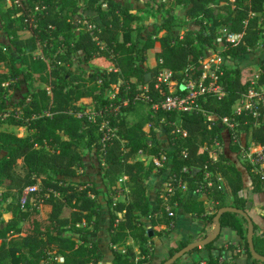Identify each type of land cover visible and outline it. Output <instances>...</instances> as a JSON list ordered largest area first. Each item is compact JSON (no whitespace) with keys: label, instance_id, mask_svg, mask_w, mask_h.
Segmentation results:
<instances>
[{"label":"trees","instance_id":"trees-1","mask_svg":"<svg viewBox=\"0 0 264 264\" xmlns=\"http://www.w3.org/2000/svg\"><path fill=\"white\" fill-rule=\"evenodd\" d=\"M4 1L0 0V33L8 42L6 46L0 43V66L7 64L5 71L0 69V113L11 105L12 111L18 108L19 114H0V124L24 126L30 133L18 136L0 131V198L9 213L0 220V264H98L102 253L94 234L101 226L102 206L97 200L100 195L106 198L109 210L106 229L112 253L110 264H152V238L168 234L175 217L165 213L158 190L157 200L150 201L145 182L151 175L165 176V180L181 176L186 190H178L168 197V202L175 204L174 211L179 208L206 225L214 223L223 206L248 214L251 195L263 191L264 186L260 177L250 172V164L246 163L242 171L230 162L227 154L238 153L240 147L232 144L230 134L228 145L215 159L201 147L211 145L215 137L221 139L225 127L219 125L220 119L231 116L233 103L253 83L264 86V62L257 69L251 65L220 67L214 85L223 94L218 97L209 93L196 100L201 110L213 116V123L200 110L176 113L150 108L144 118L132 123H127L124 113L142 102L133 100L136 96L147 95L149 103L165 98L167 88L155 87L160 67L171 71L177 92L182 93L186 73L198 75L199 60L208 49L215 48L218 26L240 34L238 41L225 45L222 54L226 59L255 48L264 33V0H166L168 13L144 35L138 24L141 16L133 7L135 2L146 0L21 1L28 6L34 2L43 6L32 21L25 20L20 8H3ZM176 6L183 7L185 17L193 21L194 28L187 27L183 34L174 29L175 17L170 11ZM86 11L93 12L96 18L84 17ZM83 19L94 28L82 26L79 21ZM23 30H29L30 36L20 37ZM38 48L41 55L35 53ZM12 49L17 59L10 57ZM151 49H156V64L148 67L144 64ZM74 59L81 68L83 64L89 66V70L74 71ZM36 82L44 87L31 90ZM113 84H117L118 91L110 99L108 92ZM144 86L147 91L140 88ZM8 91H18L20 98H8ZM83 98L91 99L95 115H78L83 111L78 104ZM125 99L126 105L122 104ZM111 104H118V110H110ZM255 108L259 116L242 112L237 129L264 151V103L258 102ZM99 111L101 114H97ZM103 119L109 120L114 135L103 138L99 126ZM173 122L185 130L184 136L172 132ZM82 149L92 151V169L98 178L91 177L92 169H87ZM139 151L149 157L164 154V165L156 168L151 160L147 165L135 160ZM185 167L199 170L190 175L182 172ZM205 172L210 174L209 187ZM119 176L127 178L123 182L127 191L125 199L113 202L108 184L114 185ZM218 177L232 196L231 205L225 203ZM248 180L250 186L246 187ZM35 184L41 189V203L50 209L45 219L31 202L37 192L20 204L24 188ZM65 208L70 210L68 215H63ZM144 219H148L149 227ZM218 221L221 229L228 228L240 237L248 258L264 264L249 252L247 221L241 214L224 212ZM252 224L254 251L264 256V230L259 231L254 221ZM155 227L162 228L156 232ZM206 236L207 233L199 240ZM218 238L219 235L202 246L208 252L206 260L192 263L224 264L219 255L211 253L219 249L215 244ZM189 243L182 240L170 246L168 257ZM200 249L195 247L186 254Z\"/></svg>","mask_w":264,"mask_h":264},{"label":"built area","instance_id":"built-area-1","mask_svg":"<svg viewBox=\"0 0 264 264\" xmlns=\"http://www.w3.org/2000/svg\"><path fill=\"white\" fill-rule=\"evenodd\" d=\"M14 5L21 8L22 12H25V20H34L35 16L40 13L43 9V6L39 2H34L33 5H26L21 1L25 0H12ZM82 26H85L87 30H92L94 25L88 22V20L83 19L79 21ZM240 38L239 33L231 32L227 26L221 25L218 26L215 33L214 43L216 46L214 49H208L209 53L199 60V66L197 70H200L198 75L193 76L191 73H186L184 84L182 86V93L177 92V82L172 79L171 71L160 67L156 73V84L155 87L165 86L167 88L168 94L164 99L155 101L153 103H149V97L146 96H136L133 100H140L145 102L150 106V108L154 111L162 110L164 112H190L192 110H200L203 112L207 121L213 123V116L210 113H206L200 109L196 100L199 96L205 94H214L220 97L223 92L218 85H214V79L216 78V73L220 70V67L225 64L227 60L222 54L224 47L226 44L235 43ZM156 64V62H155ZM150 75L149 73L147 74ZM208 82L206 83V80ZM111 90L108 92V97L110 99L115 98V95L118 91L117 84L111 85ZM143 91H147V86L140 87ZM261 86L253 83L247 90V92L242 95L235 102L237 103V107L240 104V108L238 110H233L230 117H223L220 119L219 125L224 126L227 133L230 134V139L233 144H237L240 147L239 152L242 153L243 156H246L247 163L250 164V172L256 174L260 177L262 181V185L264 186V151L263 148L254 142H252L249 138L247 139V143L242 145V136L240 135V130L237 129L238 126V117L244 112L245 114H251L253 117H258L259 113L256 110L255 106L258 102L264 103V93L260 91ZM128 102V99L122 100V104ZM241 103L244 106H241ZM110 110L115 111L118 108V104L109 105ZM243 107V108H242ZM242 108V109H241ZM82 114V113H81ZM78 113V115H81ZM87 114V113H86ZM101 114V111H99ZM163 121V120H162ZM256 123V122H255ZM175 126L173 129V133L178 136H184L186 134L185 130L181 129L179 125H175V123H170ZM257 124V123H256ZM100 130L103 133V138H107L109 135H114L115 129L110 127L109 120L103 119L100 122ZM222 137V135H221ZM222 143V138L219 139L215 137L213 139V143L211 145L204 144L201 147V150H204L208 153L210 158L215 159L216 156L213 155L212 147L220 146ZM136 155H144L142 152H138ZM149 158V156H148ZM150 160L153 162L156 168H161L166 160V156L162 154L160 157H150ZM198 168L195 167H185L183 168V173H189L190 175H195L198 171ZM207 186H211L212 182L210 180V174L205 172L204 174ZM219 182L223 180L222 178H217ZM164 191L163 195H161L162 204L165 213L168 216L175 217L176 211L173 210L175 204H170L168 202V197L174 195L178 190H186V185L182 180L181 176H171L164 182ZM38 184L28 186L24 188L20 196V204H25L27 198L37 192ZM61 259V257H60ZM62 260V259H61Z\"/></svg>","mask_w":264,"mask_h":264},{"label":"rangeland","instance_id":"rangeland-1","mask_svg":"<svg viewBox=\"0 0 264 264\" xmlns=\"http://www.w3.org/2000/svg\"><path fill=\"white\" fill-rule=\"evenodd\" d=\"M161 4V5H160ZM163 4V5H162ZM20 5V4H19ZM17 4L14 5L12 0H5L2 3V7L3 8H20ZM134 11L139 14L141 16V21L138 23L141 30H142V35H144L147 31H149L153 26L158 25L159 23L162 22V18L168 13V6L166 4V0H146L145 2H141V1H137L134 3ZM21 9V8H20ZM22 12V10H21ZM185 9L181 6H176L173 10L170 11V13L173 14V16L175 17V25H174V29L178 30L180 34H183V32L188 28H194L193 25V21L187 17H185L184 15ZM25 14V12H22ZM222 16L224 15V13H221ZM84 17H88V18H96V15L91 12V11H86L83 13ZM87 20V19H86ZM184 24H186L187 26L185 27ZM164 31H161L160 34H163ZM20 37L25 38L30 36V31L29 30H23L19 32ZM132 36H135V32L132 33ZM7 38L0 33V43L3 46H6L7 44ZM37 55H41V49L38 48L35 52ZM207 53H209V51H207ZM10 57L17 59L18 58V54L12 49L10 52ZM240 57V56H239ZM154 60V54L149 50L146 54V62H145V66H154L155 62ZM154 62V63H153ZM264 62V33L261 35L258 44L256 45L255 48L251 49L250 51H248L247 53L243 54L242 57L240 59H236V58H228L225 61V64L227 66H233V65H240V66H246V65H251L253 68H258L259 65L261 63ZM81 63L77 61V59L73 60V65H72V69L76 72L81 71V69H83L84 71L89 70V66L83 64V68L80 67ZM6 66L7 64H2L0 66V69L2 71L6 70ZM36 87H44V85L42 83L36 82L33 83L30 88L31 90H34ZM260 91L262 93H264V86H261ZM12 93V91H8V98H12V99H19L20 98V93L18 91H14L12 93V95H10ZM80 109L83 111H80L79 114H81L82 112L87 113V114H91V115H95L96 113H94L93 111V104L92 101L89 98H85V99H81L78 102ZM127 102L124 103V105H126ZM241 106H244L243 103H241ZM237 108H240V104L237 107V103L234 102L232 105V111L233 110H238ZM243 108V107H242ZM241 108V109H242ZM13 110V106L9 105L8 107H6L4 113H0L2 117L9 115ZM118 110V108L116 109ZM150 110V106L148 104H146L145 102H138L133 104V107L130 108L129 110H127L124 113V117L125 120L127 121V123H132L140 118H144V116L149 112ZM14 115L19 114L18 112V108L15 112H13ZM99 114V113H97ZM263 121H264V117H263ZM144 131L147 132L148 131V126L145 125L144 126ZM0 131H7V132H12L18 136H25L27 134L30 133V130L24 126H15V125H9L6 123H1L0 124ZM222 140L223 143L220 144V146H214L212 147V152L214 153L213 155H217V153L222 152L223 150H225L226 146L228 145L227 139H228V133L227 130L223 129L222 133ZM240 135L242 136V145L247 143V139L244 138L243 133L240 132ZM233 144V142H232ZM82 154L84 155L85 159H86V164H87V169H92V164L95 162V157L91 152H87L86 149H82L81 150ZM242 152V151H241ZM241 152L238 153H229L227 154L229 160L231 163L235 164L237 167H240L241 169H243L242 171H244V166L247 163V158L246 156H243ZM135 160H140L141 159H136ZM144 164L147 165L150 162V157L149 159H145L143 160ZM97 170V169H96ZM154 175H151L150 177H152ZM91 177L92 178H98V174L97 172H95V169H92L91 172ZM153 178V177H152ZM163 181L165 180V176H162ZM123 176H119V178L117 179L116 183L114 185H111L110 183L108 184V194L109 196H111V201L115 202V201H119V200H123L125 199V193L127 191L126 187L123 185ZM150 179L146 180V185L148 188V196H152L151 193L153 191V187H152V183L150 186ZM164 183L162 182L161 185L158 187V192L160 193L159 198H161V195H163V191H164ZM222 184V189L224 191V189L227 187H224L226 184L225 182L221 183ZM39 187V185H38ZM39 190L37 191V193L35 195H33L31 197V202L37 205V208L39 209V215L41 218L45 219L48 217L49 215V207L44 205L43 203H41V192H40V187L38 188ZM0 189V193H1ZM98 202L101 204L102 206V210L104 211L103 214V222H102V229H105V227L108 225L109 223V210L107 207V203H106V198L102 195H100L98 197ZM225 203L226 205H228V203L226 202L225 199ZM210 205V204H209ZM5 206H6V202L3 201L0 198V220L1 218H7L9 213H7V211L5 210ZM212 206V205H210ZM69 208H65L63 211V215H68L69 213ZM146 222V221H145ZM146 226L149 227V223H146ZM107 228V227H106ZM160 227H155L154 230L157 232ZM213 231V229H212ZM66 235H69L70 232H66ZM105 234V233H103ZM96 240V238H94ZM102 258H103V254H102ZM59 260L60 257H58Z\"/></svg>","mask_w":264,"mask_h":264},{"label":"crops","instance_id":"crops-1","mask_svg":"<svg viewBox=\"0 0 264 264\" xmlns=\"http://www.w3.org/2000/svg\"><path fill=\"white\" fill-rule=\"evenodd\" d=\"M150 51L154 54L156 49H151ZM241 57L242 56L237 57L236 59H240ZM153 61L155 62V58ZM135 157L136 159H141V161L145 159H149L148 156L146 155H136ZM238 168L241 169L240 167ZM152 177L149 178L150 179L149 182H150V186L152 183L153 191L151 193L152 196L151 197L149 196V199L153 203L157 200L158 187L162 182L164 183L165 181H163L162 177L157 178L155 175ZM126 179L127 178L124 177L123 181H125ZM222 182L224 183V180L220 181L221 188H222V184H221ZM245 186L246 187L250 186L249 180L246 181ZM224 187H226V185ZM224 194H225L226 202L228 203V205H231L233 200L227 187L224 189ZM210 205H212L213 207V204ZM102 213H104L103 210ZM248 214L250 215L252 221H254L257 224L259 231H263L264 230V190L259 193H255L251 195L250 209L248 211ZM102 218H103V214H102ZM144 221H146V223L148 224V219H144ZM102 222L103 219H101V226L99 230L97 231V233L94 234L99 249L103 254V258L98 262V264H110L112 260V253L108 247V234L106 229L107 226L105 227V229H102L103 228ZM161 228L162 227H160L159 229ZM212 229H214V223L212 225H206L202 220L193 219L191 216L185 214L181 209L178 208L176 210L175 222L172 224L169 233L164 234L162 236L161 235L154 236L152 238V245H153L152 264H161L163 259L168 258L169 256L168 248L170 246H175L178 241L190 240L192 242L195 240H199L201 238L200 236H203L205 233L209 235ZM215 244L217 247H219V249L211 250V253L213 255H219V260L224 264H256L246 256L243 250V242L241 241L240 237L236 235L234 231L228 228H222L220 230L219 238L217 239ZM228 245L233 246L234 249H230ZM136 252L138 251L136 250ZM207 257H208L207 250L203 249L201 246L199 252H192L183 255L176 264H193L192 262L201 259L203 262L204 260L207 259Z\"/></svg>","mask_w":264,"mask_h":264},{"label":"water","instance_id":"water-1","mask_svg":"<svg viewBox=\"0 0 264 264\" xmlns=\"http://www.w3.org/2000/svg\"><path fill=\"white\" fill-rule=\"evenodd\" d=\"M224 212H237L246 219L247 221V245H248L249 252L254 259L259 260L264 263V256L257 254L253 248V244H252L253 224H252L251 217H249L248 214L245 213L244 211L237 209L233 206H223L217 211V214L214 217V229L213 231L210 232L209 235H207L205 238L201 240L192 241L191 243H189L188 245L184 246L179 251H177L175 254L168 257L162 264H172L178 258H181L183 255H185L187 252L191 251L195 247H201L205 245L207 242L214 240L220 234L221 226L218 220H219V216Z\"/></svg>","mask_w":264,"mask_h":264}]
</instances>
